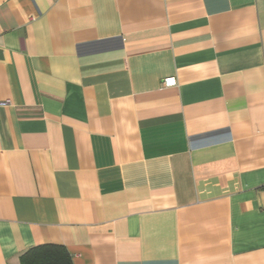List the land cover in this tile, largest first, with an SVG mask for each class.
I'll list each match as a JSON object with an SVG mask.
<instances>
[{"label": "crops", "instance_id": "crops-1", "mask_svg": "<svg viewBox=\"0 0 264 264\" xmlns=\"http://www.w3.org/2000/svg\"><path fill=\"white\" fill-rule=\"evenodd\" d=\"M6 99L0 264H264V0H0Z\"/></svg>", "mask_w": 264, "mask_h": 264}, {"label": "trees", "instance_id": "trees-1", "mask_svg": "<svg viewBox=\"0 0 264 264\" xmlns=\"http://www.w3.org/2000/svg\"><path fill=\"white\" fill-rule=\"evenodd\" d=\"M19 258L21 264H71L67 250L62 245L53 243L29 247Z\"/></svg>", "mask_w": 264, "mask_h": 264}, {"label": "built area", "instance_id": "built-area-1", "mask_svg": "<svg viewBox=\"0 0 264 264\" xmlns=\"http://www.w3.org/2000/svg\"><path fill=\"white\" fill-rule=\"evenodd\" d=\"M162 84L164 86H172V85H175L176 84V79H175L174 76L165 77L162 80ZM9 103H10V101L8 99H6V100H0V105H7ZM262 191L264 193V185L262 186Z\"/></svg>", "mask_w": 264, "mask_h": 264}]
</instances>
